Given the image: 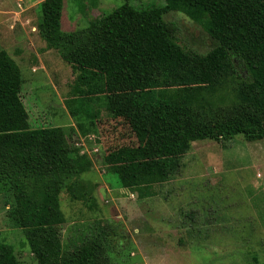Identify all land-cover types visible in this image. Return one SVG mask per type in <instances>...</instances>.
<instances>
[{"label": "rangeland", "instance_id": "374dc122", "mask_svg": "<svg viewBox=\"0 0 264 264\" xmlns=\"http://www.w3.org/2000/svg\"><path fill=\"white\" fill-rule=\"evenodd\" d=\"M42 2L0 0V51L17 62L23 77L17 95L23 112L16 115L27 126L16 129L15 138L24 140L30 129L60 127L73 149L68 168L78 174H54L63 212L55 229L63 252L96 240L103 243L102 264H264V140L239 135L196 141L165 180L122 186L103 158L137 146L138 138L126 119L108 114L103 81L83 84L79 71L41 38ZM125 3L140 9L164 0H64L61 30L73 35L69 45H85L84 32ZM165 19L176 24L180 46L200 53L216 46L184 13L170 12ZM238 69L243 79L250 76ZM236 79L214 84L208 96L214 106L239 103ZM26 179L29 192L23 189L30 194L38 181L19 177ZM118 192L123 196L115 202ZM13 205L1 184L0 243L14 247L20 264H38Z\"/></svg>", "mask_w": 264, "mask_h": 264}, {"label": "trees", "instance_id": "16d2710c", "mask_svg": "<svg viewBox=\"0 0 264 264\" xmlns=\"http://www.w3.org/2000/svg\"><path fill=\"white\" fill-rule=\"evenodd\" d=\"M63 5L64 0H43L38 31L79 71L83 84L103 81L108 114L126 119L137 136V146L103 158L122 186L165 180L196 141L239 135L264 140V0H164L140 9L125 3L93 23L84 32L87 42L77 47L69 45L73 35L61 30ZM170 12L187 15L216 46L206 53L180 46L176 24L165 19ZM238 66L250 76L243 79ZM236 78L239 103L214 106L208 97L214 84ZM22 84L19 65L0 51V186L13 196L38 264H102L100 241L62 250L54 174L75 175L68 168L73 149L60 127L30 129L24 140L15 138L14 131L27 126L16 115L23 112L17 100ZM19 177H35L38 186L29 194L23 189L29 192L28 180ZM0 264H20L11 244L0 243Z\"/></svg>", "mask_w": 264, "mask_h": 264}, {"label": "crops", "instance_id": "0c3cea01", "mask_svg": "<svg viewBox=\"0 0 264 264\" xmlns=\"http://www.w3.org/2000/svg\"><path fill=\"white\" fill-rule=\"evenodd\" d=\"M120 192L123 194L122 191H120ZM121 193L118 192V194L115 196V202H116V200H119L122 198L123 195H121Z\"/></svg>", "mask_w": 264, "mask_h": 264}]
</instances>
